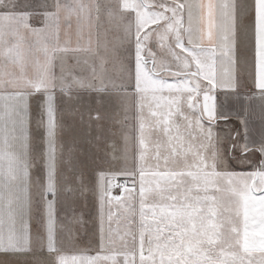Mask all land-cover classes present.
Instances as JSON below:
<instances>
[{
	"label": "snow or ice",
	"instance_id": "1",
	"mask_svg": "<svg viewBox=\"0 0 264 264\" xmlns=\"http://www.w3.org/2000/svg\"><path fill=\"white\" fill-rule=\"evenodd\" d=\"M218 93L264 121V0H0V264H264V132ZM93 94L121 143L85 165Z\"/></svg>",
	"mask_w": 264,
	"mask_h": 264
},
{
	"label": "rangeland",
	"instance_id": "2",
	"mask_svg": "<svg viewBox=\"0 0 264 264\" xmlns=\"http://www.w3.org/2000/svg\"><path fill=\"white\" fill-rule=\"evenodd\" d=\"M105 2L106 0H98L97 3L103 5ZM102 20L106 25V16L103 15V13ZM107 38L111 40L112 34H109ZM103 39L104 36L101 35V40ZM89 107H96L94 94L91 99L85 95L81 104L77 105L79 111H74L72 106L61 105L58 112V120H60L63 125V128L58 130V154L61 152L66 153L71 149L85 165L90 163L92 155L96 152L97 143H99L102 150L108 148L109 151L111 150L110 145L114 141L117 144L121 143L119 138L113 135L118 132V125L113 124L108 119L100 121L99 125L95 120H93L91 124L89 123ZM112 111V107L106 104L104 109L101 110V114L103 115L107 112L110 115ZM80 112L84 114L83 120H81ZM93 115H95V113H93ZM97 137H99V141H97ZM83 211L85 221L83 230L91 232L93 230L91 219L94 215V210L89 206L88 208H84Z\"/></svg>",
	"mask_w": 264,
	"mask_h": 264
},
{
	"label": "crops",
	"instance_id": "3",
	"mask_svg": "<svg viewBox=\"0 0 264 264\" xmlns=\"http://www.w3.org/2000/svg\"><path fill=\"white\" fill-rule=\"evenodd\" d=\"M32 3H41L42 0H31ZM93 2L97 3L98 0H93ZM106 3V2H105ZM239 55L243 58L246 55H250L243 50V46H241V51ZM218 103H220L227 111L233 113L232 124L237 128H240L239 121L236 119V114L239 113L240 116L244 115L243 108L249 107L250 112L248 115L249 127L252 131V135L254 138H259L260 134L264 132V121L260 118V108L259 101L250 102L241 97V99L237 100L235 97H229L225 100L223 93H218ZM90 254L94 255L95 252H91Z\"/></svg>",
	"mask_w": 264,
	"mask_h": 264
}]
</instances>
